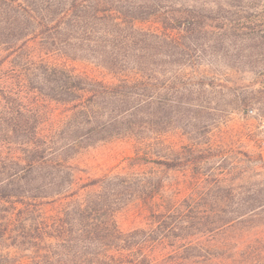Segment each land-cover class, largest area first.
<instances>
[{
    "label": "trees",
    "instance_id": "obj_1",
    "mask_svg": "<svg viewBox=\"0 0 264 264\" xmlns=\"http://www.w3.org/2000/svg\"><path fill=\"white\" fill-rule=\"evenodd\" d=\"M205 7L0 0V264H264V189L234 210L218 187L187 197L205 175L170 170L198 166L202 142L163 149L209 126ZM116 143L183 178L79 169L82 150Z\"/></svg>",
    "mask_w": 264,
    "mask_h": 264
},
{
    "label": "rangeland",
    "instance_id": "obj_2",
    "mask_svg": "<svg viewBox=\"0 0 264 264\" xmlns=\"http://www.w3.org/2000/svg\"><path fill=\"white\" fill-rule=\"evenodd\" d=\"M202 1L209 8L208 24L218 26L204 31L206 52L200 66L209 126L205 136L195 142L171 131L163 149L202 142L205 152L198 166L170 171H201L203 188L190 187L185 195L204 189L212 203L218 187L221 207L234 210L242 195L264 189V0ZM189 5L194 11V2ZM132 156L129 145L116 143L82 150L76 161L81 171L95 176L142 171L168 177L172 185L183 178L178 173L166 174L169 170L161 166H137ZM263 221L262 214L255 223ZM121 223L124 228L131 226L124 220Z\"/></svg>",
    "mask_w": 264,
    "mask_h": 264
}]
</instances>
